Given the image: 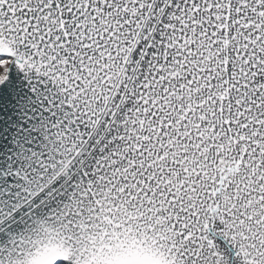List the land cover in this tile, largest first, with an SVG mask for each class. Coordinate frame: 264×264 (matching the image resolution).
Returning a JSON list of instances; mask_svg holds the SVG:
<instances>
[{"label": "snow or ice", "instance_id": "6c2138e0", "mask_svg": "<svg viewBox=\"0 0 264 264\" xmlns=\"http://www.w3.org/2000/svg\"><path fill=\"white\" fill-rule=\"evenodd\" d=\"M0 264H264V0H0Z\"/></svg>", "mask_w": 264, "mask_h": 264}]
</instances>
